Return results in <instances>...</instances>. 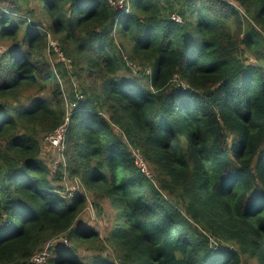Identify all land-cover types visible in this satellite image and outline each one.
I'll list each match as a JSON object with an SVG mask.
<instances>
[{"label":"trees","instance_id":"trees-1","mask_svg":"<svg viewBox=\"0 0 264 264\" xmlns=\"http://www.w3.org/2000/svg\"><path fill=\"white\" fill-rule=\"evenodd\" d=\"M128 6L0 0V264H264V0Z\"/></svg>","mask_w":264,"mask_h":264},{"label":"rangeland","instance_id":"rangeland-1","mask_svg":"<svg viewBox=\"0 0 264 264\" xmlns=\"http://www.w3.org/2000/svg\"><path fill=\"white\" fill-rule=\"evenodd\" d=\"M47 38L49 40V45L50 46H52V45L57 46V41L52 37V35L47 34ZM3 48H5V47L2 44H0V49L2 50ZM63 60H64V65L65 66L67 65L68 68H70V64L68 63V60L65 59V58ZM54 61H56L55 58H54ZM132 68H133L134 71H136V70L139 69L138 65H136V64L132 65ZM70 72H71V70H70ZM71 80L74 82V87L77 88L78 87L77 84H79V81L77 80L76 76H74V75L70 76L69 78H63L62 79L63 86H65V85H68V86L71 85L72 84ZM48 135L49 134H46L44 137L42 136L43 142L41 143L40 155H41V157H44L47 160V162H48L47 164L51 167V169H53V172H55L54 166L56 165V163L59 160H62V156L59 155V154H57L58 153V150H60L61 146H58L57 148H54L53 145L50 144L49 140L47 139V136ZM136 159L137 158L133 155L132 156L133 164L137 166V164L135 162ZM138 162H139V160H137V163ZM150 168L151 167L147 166V169H148L147 174L150 173L149 172V169ZM63 173H64L63 174V180L61 181V184L65 188H67V192H70L71 193V192H74L76 189L79 190L80 189V186H79V183L76 181V179L75 178L73 179V178L68 177L67 170L66 169H64ZM152 173L154 175L153 178L156 179L155 173L153 171H152ZM103 204H104L105 211L107 213H110L112 215H116L113 206H111L109 204V201L108 200H104L103 201ZM84 223L89 224L90 227H92V226L95 227L100 232V234L102 236H104V234L107 231L106 228H108V226L110 224V222H108L107 225L106 224L105 225H102L101 223H99L98 222V215L95 212L94 208L91 207L90 205H87V207L85 208V210L81 212V214L79 215V217L76 220V224L81 225V224H84ZM57 237L58 236L51 238L45 244V246H49V245H53V246L63 245L62 244L63 242L67 244V242L65 241V236L64 235H62V237H63L62 242ZM68 242L71 243L70 240ZM78 251H79L81 257H83V256L95 257L98 254V251L95 250V249L86 250V249H83L82 247H79L78 248ZM101 254L102 255H110L111 258H113L114 260H117L116 262H118V259H115V257L113 256L112 251L109 248L106 249L105 251H102ZM51 256H52V253L50 254V257ZM250 264H255V261L254 260H250Z\"/></svg>","mask_w":264,"mask_h":264},{"label":"built area","instance_id":"built-area-1","mask_svg":"<svg viewBox=\"0 0 264 264\" xmlns=\"http://www.w3.org/2000/svg\"><path fill=\"white\" fill-rule=\"evenodd\" d=\"M105 1L110 6H113L116 9H120V8L128 5V0H105ZM173 19L179 20V17L174 16ZM52 46H54V45H52ZM54 48L56 50V55L60 58V60H62L64 62L63 59L65 57H64L63 53L59 50V48L57 46H54ZM68 63H69V60H68ZM67 119H68V117H66V121H67ZM65 131H66V122L63 125L62 124L59 125L57 128L54 129L53 132L49 133V135L47 136V139L49 140L50 144L53 145L54 148L61 146L60 150H62V146H64ZM60 150H58V153L60 152ZM133 155L137 158L135 162H136L137 166L140 168V171L147 173L148 171H147L146 163H145L144 159L142 158V156L139 153H134ZM137 160H139L138 163H137ZM56 165H57V163H56ZM56 165L54 166V169L56 168ZM57 238H59V240L62 242V239H63L62 236H58ZM65 241L68 243L66 237H65ZM64 244H66V243H64ZM52 247H53V245L45 246V247H43V249L41 251L36 252L32 257L34 263L44 264V262L47 260V256H50V249Z\"/></svg>","mask_w":264,"mask_h":264},{"label":"clouds","instance_id":"clouds-1","mask_svg":"<svg viewBox=\"0 0 264 264\" xmlns=\"http://www.w3.org/2000/svg\"><path fill=\"white\" fill-rule=\"evenodd\" d=\"M125 7H129L128 5L127 6H125ZM65 138V137H64ZM136 153H138V152H136ZM145 161V160H144ZM146 163V162H145ZM146 167H147V165H146ZM62 236V235H61ZM68 241V240H67ZM68 244V243H67ZM54 249V246L52 247V250ZM52 250L50 251V253L52 252ZM117 264H118V262H117Z\"/></svg>","mask_w":264,"mask_h":264}]
</instances>
